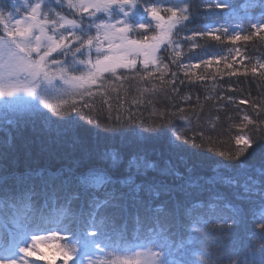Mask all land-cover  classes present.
<instances>
[{"label":"snow or ice","instance_id":"1","mask_svg":"<svg viewBox=\"0 0 264 264\" xmlns=\"http://www.w3.org/2000/svg\"><path fill=\"white\" fill-rule=\"evenodd\" d=\"M55 3L64 7V0ZM66 6L74 10L73 18L57 11L53 0L21 5L23 16L15 5L11 11L0 9V130L6 126L34 127L36 120L43 118L53 143L66 140L93 163L81 175L73 176L69 169L68 178L53 189V204L60 190L65 193L64 202L46 215L34 208L32 187H18L13 175L0 165V211L20 218L12 239L0 240V264H35L33 257L47 264H56L57 258L62 264H212L198 234L210 224L239 228L246 218L264 240V210L248 217L243 205L246 197L240 193L233 192L229 200L227 194L210 189L206 203L193 202L191 189L202 187L199 181L203 178L196 172V163L177 154L185 144L194 142L182 136L169 119L146 126L117 117L115 124L105 125L103 130L98 118L89 116L86 125L82 123L83 108L89 105L78 106L77 98L92 97L93 86L106 89L131 71L143 79L151 75L150 66L161 73L162 82L168 83L164 76L169 66L163 62L161 50L172 49V62L178 63L180 41L173 37L187 30L190 5L164 6V0H150L144 5L150 20L144 22L130 19L139 14L141 0H66ZM208 7L226 8L227 0ZM250 27L251 34L243 37L239 32L227 34L226 28L223 31L232 42L259 37L264 32V14ZM149 29L154 34L149 35ZM215 31L193 32L187 39L207 36L220 41L221 35ZM192 66L178 64L181 69ZM227 67L232 69L231 64ZM258 70L264 77V62L257 61L243 72L231 70L227 75L256 76ZM176 76L172 72L173 91ZM227 100L233 102V97ZM251 107L255 109L257 103L251 102ZM243 121L244 127L257 124L247 114ZM259 123L264 124V119ZM150 142L158 146L149 149ZM242 142L243 147L234 153H219L238 161L241 169L247 166L252 152L264 148V131L254 132L251 138L237 136L236 144ZM122 161L129 167L135 165V171L126 179H113L112 175L124 167ZM252 171L253 176L241 186L243 193L258 194L264 200V163ZM205 183L237 185L235 179L220 174ZM130 223L134 225L131 239ZM89 228L94 230L89 233ZM175 237H181L179 244L174 243ZM41 245L54 247L56 255H45ZM248 247L226 249L222 257L228 264H264V244L251 251Z\"/></svg>","mask_w":264,"mask_h":264},{"label":"trees","instance_id":"2","mask_svg":"<svg viewBox=\"0 0 264 264\" xmlns=\"http://www.w3.org/2000/svg\"><path fill=\"white\" fill-rule=\"evenodd\" d=\"M27 1L34 2V0H0V9L11 11L15 5L21 9L20 16H23L25 12L21 5ZM146 2L150 0H141L139 14L132 19L142 22L150 20L144 12ZM214 2L219 0H164V6L187 3L190 5L191 13L187 30H182L179 36L173 37L174 41L179 40L182 45L178 63L172 62L174 58L172 49L166 52L164 49L161 50L164 54L163 62L169 66L164 76V81L168 83L162 82L159 79L161 73L151 66L149 68L151 75L144 76L143 79L135 71L124 72L125 79L113 80L111 86L106 89L98 85L93 86L94 95L85 96L83 100L77 98V105L82 107L87 102L89 107L83 108L85 115L82 123L86 125L89 116L94 120L98 118L102 130L105 125L115 124L117 117L124 122L134 120L146 126L159 124L161 119H169L182 136H187L194 142L185 144L182 152L177 154L196 163V172L203 178L199 181L202 187L191 189L193 202L206 203L210 189L227 194L229 200L233 199L232 193L237 192L246 197L243 205L250 217L264 210V200L258 194H244L241 186L248 182L249 176H253L252 170L258 169L261 163H264V148L256 149L255 152L249 149L252 154L247 157V166L243 169L238 166V161L229 160L219 153H234L237 148L243 147V142L236 144L237 136L251 138L254 132L264 131V124L259 123L264 119V111H262L264 77L259 76V70L256 76L227 75L231 70L243 72L245 67L251 68L257 61L264 62V32L259 37L251 36L248 41L240 39L232 42L227 39L229 29L235 26H241V37L251 34L253 30L250 25L256 23L264 14V0H227L226 8L208 7ZM53 5L68 18L74 17V10L68 9L67 6L61 8L55 0ZM220 24L227 25V34L224 33L222 26L215 27ZM209 29L218 30L215 34L221 35V40H212L207 36H197L194 40L186 37L187 34L206 32ZM238 49L244 55L243 58L235 57V51ZM201 60L211 62L202 63ZM189 63L193 65L190 68L178 67V64ZM228 64L232 65L231 70L227 67ZM137 68H141L139 63ZM172 72L177 73L175 91L170 84L173 79ZM181 80L184 81L183 84L180 83ZM228 96L233 97V102L227 100ZM241 99H247L249 103L240 104ZM251 102L257 103L255 109L251 107ZM257 113L260 115L258 116ZM245 114L256 120L257 124L244 127ZM9 133L11 143H8ZM88 140L91 142L90 136ZM52 141L53 136L47 130L43 118L37 119L34 127L29 125L20 129L6 126L5 130H0V153H3L0 165L13 175L18 187H32L34 191L32 204L36 210L45 215L53 209H58L64 202L65 193L60 190L55 193V204H53V189L68 178L69 169L73 176H77L83 174L93 163L84 157L79 148H74L66 140L59 143ZM153 146L158 145L154 142L148 144L149 149ZM105 163L110 164V161ZM121 163L124 167L112 175L113 179H126L129 172L135 171V165L129 167L127 163L123 161ZM217 174L235 179L237 185L205 183ZM53 177L56 179L53 180ZM254 178L258 179V176ZM223 212L225 215L229 214L227 209ZM19 221L20 218L13 216L10 211H0V240H11L18 231ZM133 227L134 225L130 223L129 239ZM253 232L255 236L250 235ZM260 236L256 226L246 218L245 225L239 228L233 226L231 229H225L218 223L210 224L198 234L197 238L204 242L203 250L208 253L212 264H228V261L222 257L226 249L234 251L250 245L247 250L251 251L252 247L264 244ZM180 242L181 237L174 238V243ZM232 258L237 257L234 255ZM43 263L47 264L46 261Z\"/></svg>","mask_w":264,"mask_h":264},{"label":"rangeland","instance_id":"3","mask_svg":"<svg viewBox=\"0 0 264 264\" xmlns=\"http://www.w3.org/2000/svg\"><path fill=\"white\" fill-rule=\"evenodd\" d=\"M26 3H28V1ZM23 4H25V3H23ZM53 7H55V6L53 5ZM64 7H66V0H64ZM56 10L59 11L58 8H56ZM161 14L162 15H165V16L167 15L166 13H161ZM121 18H122V14H121ZM132 18L133 17H130V19H132ZM138 22H142V21L139 20ZM219 26H222L224 29L227 28V25L226 24L216 25L215 27H219ZM241 31H242L241 26H235V27H232L231 30L229 29V34H235L237 32L241 33ZM148 34L149 35L154 34L153 29H149L148 30ZM189 36L190 35L187 34L186 37H189ZM137 38H139V37H137ZM181 47H182V45H180L179 51L181 50ZM158 55H159V53H158ZM77 56H79V53L77 54ZM243 56L244 55L242 54V52H240L239 49L235 51V57L236 58H240V57L243 58ZM88 231H89V233H91L93 230L92 229H88ZM41 251H43L45 253V255H47V256H55L56 255V250H55L54 247H47L45 245H41ZM31 259L35 261V264H44L43 263V260H38V259H36V257H33ZM56 263L62 264V262H61V260L59 258H57Z\"/></svg>","mask_w":264,"mask_h":264}]
</instances>
